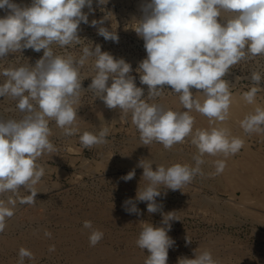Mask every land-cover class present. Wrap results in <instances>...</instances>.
Instances as JSON below:
<instances>
[{
  "label": "clouds",
  "instance_id": "1",
  "mask_svg": "<svg viewBox=\"0 0 264 264\" xmlns=\"http://www.w3.org/2000/svg\"><path fill=\"white\" fill-rule=\"evenodd\" d=\"M106 5L108 0H98ZM93 0H31L30 6H20L14 0H0V60L9 53L32 49L43 50V56L35 66L9 67L0 71L5 77L0 83V97H11L23 113L20 119L0 118V196L6 193L7 200L0 199V233L6 221L13 217L17 200L22 205H34L39 193L35 187L45 174L37 161L45 154L56 151L50 140V121H55L64 135L76 132L73 127L78 115L82 91L91 90L107 108L131 113L132 123L140 133L142 145L158 142L165 149L183 144L191 137L197 148L193 157L195 165L174 163L170 166L155 164L141 159L137 167L143 169V189L138 188L135 200L124 202V210L139 215L136 202H147V212L162 215V226L141 221L137 246L147 250L144 264H167L169 249L175 245L168 232L171 221L178 220L175 212L163 213V205L157 203L162 189L181 190L196 176H203V157L236 154L244 141L231 135L226 127L213 126L193 131V111L208 118L210 124H223L229 119L233 102L230 83L224 79L230 69L249 57L264 56V0H145L141 5L142 18L135 22L133 30L144 41L147 57L137 68L140 83L147 85L148 94L137 87L131 64L123 58L116 59L101 46H84L79 58L55 54L52 45L80 44L79 25L88 24L87 7L94 12ZM227 14V15H226ZM223 17L224 21L218 20ZM104 19L92 20V27L103 25ZM98 35L105 40L118 42L114 31L98 27ZM94 57V76L87 90L82 89L80 69ZM253 85L242 93L243 100L256 105L240 121L246 134L264 135V106L256 104L257 93L264 76L260 72L251 74ZM109 81H111L109 86ZM164 86H170L179 96L183 111L165 109L148 101L160 97ZM199 92L203 99L193 95ZM108 129L98 134L84 132L80 143L86 149L107 143ZM153 164L156 165L153 170ZM216 174L223 172L225 160H217ZM135 169L121 177L125 182L135 177ZM21 189L27 194L19 196ZM166 195V192L163 193ZM15 197V198H14ZM83 227L91 230L90 246L103 238V232L94 229L91 221ZM50 232L45 236L51 238ZM192 241L186 237V244ZM52 245L49 251H54ZM194 258L180 257L177 264H218L211 252L199 248L193 250ZM18 264L25 258L33 259V253L21 247Z\"/></svg>",
  "mask_w": 264,
  "mask_h": 264
},
{
  "label": "rangeland",
  "instance_id": "2",
  "mask_svg": "<svg viewBox=\"0 0 264 264\" xmlns=\"http://www.w3.org/2000/svg\"><path fill=\"white\" fill-rule=\"evenodd\" d=\"M14 2L20 6L31 4V0ZM143 3L145 0H108L106 5H100L98 0H93L94 12L89 13L87 7L82 9L88 14L89 23L82 22L79 25L78 36L81 43L64 48L53 44L51 47L54 53L71 54L79 58L84 46L92 45L94 49L96 45H100L102 52H108L116 59L123 58L131 64L132 72L129 75L135 77L137 87L142 88L147 97V85L140 83V73L136 71L147 53L143 39L133 30L135 22L142 18ZM5 14L4 10H0V17ZM101 19H104L103 25L90 26L92 20ZM218 20L223 22L224 18L219 17ZM101 26L114 31L119 37L118 42L105 40L98 35V27ZM42 56L43 50L35 52L24 49L9 53L0 60V71L9 67H34ZM94 60V57H90L80 69L84 90L88 89L91 77L95 74ZM253 72H260L264 76V56L246 58L230 69L224 79L230 83L232 96L243 100L242 93L254 86L251 80ZM5 79L0 76V83ZM110 83L111 81L109 86ZM260 87L262 90L257 93L256 104L264 106V80ZM191 91L202 100L203 97L199 94L202 90L192 88ZM178 100L179 96L172 92L171 87L164 86L162 95L148 102L162 105L165 109L183 111ZM16 104L17 101L11 97H0V118L20 119L23 113ZM233 105L243 108L237 116H229L228 121L231 119V125L234 126L231 129L236 135L242 134L237 136L243 137L252 151L263 155L262 136L246 134L238 123L243 116L253 111L255 105L250 106L245 101ZM75 107L78 108V118L73 125L76 129L73 135H64L55 121H50V140L56 151L43 155L37 161L44 168L45 174L35 185L39 192L35 197V204L22 205L17 200L13 217L6 221L7 226L0 233V264H18L21 247L30 250L34 257L25 258V264H132L133 261V264H143L148 252L136 244L141 231L140 222H150L159 227L162 226L163 217L160 212L149 214L147 202H136L139 215L129 214L124 210L125 200H135L139 186L143 189L146 183L142 179L143 169L137 167L138 162L149 159L165 166L174 163L195 165L193 157L198 150L191 144V137L171 149H165L158 142L142 145L140 133L132 123L131 113L125 114L119 109L107 108L91 90L81 92L79 103ZM191 114L195 117L193 131L210 128L207 117L195 111ZM103 128L108 129L107 143L88 149L82 146L79 137L84 132L98 134ZM242 148L229 157L241 160L244 146ZM203 159V176H196L182 191L162 189V196L156 198L157 203L163 205V213L175 212L178 219L170 222L171 230L168 235L174 239L175 245L169 249L167 264H177L180 257L194 258L193 250L197 248L201 251L208 249L212 254L217 251L215 254L219 253V258L214 254L213 258L222 262L218 264H264V207L257 203L259 189L250 190L246 197V191L231 187L223 172L216 174L215 162L224 160L223 155L211 157L206 154ZM134 168L136 174L132 180L125 182L121 179ZM164 192L166 195H163ZM27 194L30 193L21 189L19 196ZM11 195L13 194L6 193L0 199L7 200ZM84 221H91L94 229L103 232V238L94 247L90 246L91 230L83 227ZM46 231L52 234L51 238L45 236ZM186 237L192 241L190 244H186ZM52 245L55 250L49 251Z\"/></svg>",
  "mask_w": 264,
  "mask_h": 264
},
{
  "label": "bare ground",
  "instance_id": "3",
  "mask_svg": "<svg viewBox=\"0 0 264 264\" xmlns=\"http://www.w3.org/2000/svg\"><path fill=\"white\" fill-rule=\"evenodd\" d=\"M198 96H200V95H198ZM201 97V96H200ZM202 98V97H201ZM203 99V98H202ZM176 100V99H175ZM179 101V100H178ZM244 100H238L236 97H234L233 96V102H232V105H231V108H230V115H232V116H237V114L239 113V112H241L242 111V106L241 107H239V106H237V105H233V104H236V103H238V102H243ZM177 104V103H176ZM179 104V103H178ZM177 104V105H178ZM244 104V103H243ZM249 105V104H248ZM181 106H183L182 104H181ZM251 106V105H250ZM256 106V105H255ZM254 106V107H255ZM252 108H253V106H252ZM251 108V109H252ZM241 109V110H240ZM196 114V113H195ZM202 116V115H201ZM244 117V116H243ZM229 120V119H228ZM225 121L223 124H219V123H217V124H210V122L209 123H207V125H209L210 127H213V126H217V127H227L229 130H230V132H231V135L232 136H235V137H238L237 135H239V134H235V131L234 130H232L231 128L232 127H234L233 125H231V119H230V121ZM236 120L234 119V122H235ZM203 123H204V121H203ZM238 123H240V122H238ZM230 124V125H229ZM235 125V124H234ZM195 127V126H194ZM200 128V127H199ZM238 128V127H237ZM241 128V127H240ZM196 129V128H195ZM206 129V128H205ZM241 132H242V130H241ZM242 135V134H241ZM241 135H239V136H241ZM262 136V140H263V143H264V135H261ZM243 141H244V144H243V146H244V154H243V158L241 159V160H239V161H236V160H233L232 159V157L230 158V157H227V158H225L224 157V160H225V162H226V167L224 168V170H223V173H224V175H225V178H226V180H227V182L231 185V187L233 186V187H235V188H241V189H243L244 190V192L246 191V197H248L247 196V194L249 193V191L250 190H253L254 188H258L259 189V191H260V195H259V202H257V203H259L261 206H263L264 207V154L263 155H261L260 153H258V152H255V151H252L250 148H249V146L247 145V143H246V141H245V139L243 138V137H240ZM252 140V139H251ZM250 142V141H249ZM253 145H254V142H253ZM264 146V145H263ZM243 149V148H242ZM238 153V152H237ZM236 153V154H237ZM243 153V152H242ZM140 154V153H139ZM240 156V155H239ZM212 157V156H211ZM206 158V157H205ZM234 158V157H233ZM238 158V157H237ZM238 160V159H237ZM207 164V163H206ZM135 169V168H134ZM142 169V168H141ZM140 170V169H139ZM130 171V170H129ZM223 180H225V179H223ZM226 182V181H225ZM220 185V184H219ZM189 187V186H188ZM187 187V188H188ZM222 189V188H221ZM258 191V190H257ZM239 192V191H238ZM237 192V193H238ZM228 193V192H227ZM239 195H240V193H239ZM244 197H245V195H244ZM255 197V196H254ZM252 199V198H251ZM209 200V199H208ZM228 200V199H227ZM243 201H244V199H243ZM243 201H241L242 203H243ZM245 201H247V199L245 200ZM248 202V201H247ZM247 202H245V203H247ZM249 202H252V200H250ZM253 202H255V201H253ZM252 204V203H251ZM245 205V204H244ZM244 205H241L242 207L244 206ZM255 205V204H254ZM210 207V206H209ZM106 209H107V207H106ZM252 209V208H251ZM108 210V209H107ZM225 210V209H224ZM239 212V211H238ZM253 212V211H252ZM92 213H93V211H92ZM101 213V212H100ZM110 213V212H109ZM91 214V213H90ZM94 214V213H93ZM92 214V215H93ZM108 214V213H107ZM96 215V214H95ZM110 215V214H109ZM104 216V215H103ZM102 216V217H103ZM126 216V215H125ZM249 216V215H248ZM263 216V215H262ZM66 218V217H65ZM126 218V217H125ZM253 218V217H252ZM102 219V218H101ZM255 219V218H254ZM115 220V219H114ZM257 220V219H256ZM131 240V239H130ZM132 242H133V240H132ZM135 242V241H134ZM86 243V242H85ZM129 243V242H128ZM76 244V243H75ZM214 244V243H213ZM212 244V245H213ZM218 244V243H217ZM216 244V245H217ZM211 245V244H210ZM33 246V245H32ZM205 246V245H204ZM79 247V246H78ZM35 248V247H34ZM210 249V248H209ZM214 249V248H213ZM212 249V250H213ZM34 250V249H33ZM208 250V249H207ZM211 250V251H212ZM220 251V250H219ZM230 251V250H229ZM108 252V251H107ZM215 252V251H214ZM217 252V251H216ZM215 252V253H216ZM91 253H93V252H91ZM215 253H213L214 255H218L219 253H217V254H215ZM85 254H86V252H85ZM212 254V253H211ZM212 254V256H214ZM93 255V254H92ZM103 256H104V254H102ZM90 257H91V255H89ZM94 256H96V254H94ZM144 256V255H143ZM219 256V255H218ZM217 256V257H218ZM104 257H106V255L104 256ZM136 257V256H135ZM215 257V256H214ZM128 258V257H127ZM126 258V259H127ZM138 258V257H137ZM219 258V257H218ZM85 259H87V257L85 258ZM217 259V258H216ZM221 259V258H220ZM99 260V259H98ZM114 260V259H113ZM218 260V259H217ZM223 260H224V258H223ZM89 261V260H88ZM91 261V260H90ZM94 260H92L91 262H93ZM219 261V260H218ZM134 262V261H133ZM133 262H132V264H133ZM143 262H144V260H143ZM221 262V261H220ZM220 262H218V263H220ZM227 262V261H226ZM115 263V262H114ZM118 263V262H117ZM123 263H125V262H123ZM138 263H140V262H138ZM222 263V262H221ZM135 264H137V263H135ZM144 264V263H143Z\"/></svg>",
  "mask_w": 264,
  "mask_h": 264
}]
</instances>
